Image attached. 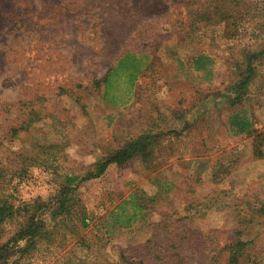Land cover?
I'll list each match as a JSON object with an SVG mask.
<instances>
[{
  "label": "rangeland",
  "instance_id": "rangeland-1",
  "mask_svg": "<svg viewBox=\"0 0 264 264\" xmlns=\"http://www.w3.org/2000/svg\"><path fill=\"white\" fill-rule=\"evenodd\" d=\"M260 52L264 0H0V200L39 199L49 233L5 248L26 216L7 220L0 264H225L237 230L264 264ZM125 54L142 77L118 79L112 105L95 82ZM144 134L146 162L96 175ZM118 206L138 207L128 227Z\"/></svg>",
  "mask_w": 264,
  "mask_h": 264
},
{
  "label": "trees",
  "instance_id": "trees-1",
  "mask_svg": "<svg viewBox=\"0 0 264 264\" xmlns=\"http://www.w3.org/2000/svg\"><path fill=\"white\" fill-rule=\"evenodd\" d=\"M262 56H264V52H260ZM259 54H253V57L258 56ZM201 57L196 59L195 67L196 70H202V67L199 66V60ZM251 60L247 59V67L246 70L250 72V74L245 78L242 84L246 87L251 76V68L252 63ZM143 68L141 66L140 58L131 55L125 54L121 57L116 65L109 69L105 74L104 78L101 81L95 82L103 84L104 87V100L112 105H115L117 99H120L113 94V91H117V81L120 78H124L128 85L132 88L140 74H142ZM130 91V90H129ZM237 127V125L235 126ZM237 131L239 133H244L247 135L254 134L253 127H238ZM153 137L149 134H144L142 136H138L136 139L125 143L121 148L115 150L106 160L103 162L97 169L96 175H101L104 173L106 168L111 164H125L129 162L133 157L140 156L143 162L147 161V157L151 154V146L153 144ZM255 151L254 157L264 158V134L257 136L255 138ZM77 177L75 176H64V180L67 185L73 184ZM131 202V200H130ZM128 202H123V204H127ZM132 204L133 201L131 202ZM66 202L64 200L61 201L59 209L63 210ZM136 205V204H134ZM44 207V204L40 202L39 199L34 200L32 203H22L21 206L14 207L12 204H8L5 199L0 200V226L8 221H14L15 217L23 214L26 216L22 221H15L17 229L13 232L11 238L4 245L7 248V245L10 243H17L25 238H43L47 234H49L46 230H44L43 223H36L34 221L35 217L38 215V212ZM70 208H73V206ZM67 209V212H69ZM138 209L137 206H135ZM135 209V210H136ZM128 212L126 209L118 206L111 213L115 214V221L122 227H128L132 222L136 219V211ZM257 215H264V204L261 208L256 212ZM81 226H85V214L81 213L79 218ZM258 225V224H255ZM43 228V229H42ZM241 230H237L235 232L237 238L225 246L223 249L227 251V256L225 260V264H247L250 262L251 264H257L248 254L247 246L250 242L243 241L240 236ZM4 247H0V252ZM1 257V256H0ZM252 260V261H251ZM125 264H134L132 262L126 261Z\"/></svg>",
  "mask_w": 264,
  "mask_h": 264
},
{
  "label": "crops",
  "instance_id": "crops-1",
  "mask_svg": "<svg viewBox=\"0 0 264 264\" xmlns=\"http://www.w3.org/2000/svg\"><path fill=\"white\" fill-rule=\"evenodd\" d=\"M142 77V74H140V76L138 77V79L136 80V82H135V84H134V87L136 88V86H137V83L140 81V78ZM134 87H133V92H135L134 91ZM135 94V93H134Z\"/></svg>",
  "mask_w": 264,
  "mask_h": 264
}]
</instances>
